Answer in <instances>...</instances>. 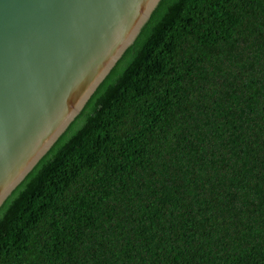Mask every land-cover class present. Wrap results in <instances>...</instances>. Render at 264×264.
Here are the masks:
<instances>
[{"label": "trees", "instance_id": "obj_1", "mask_svg": "<svg viewBox=\"0 0 264 264\" xmlns=\"http://www.w3.org/2000/svg\"><path fill=\"white\" fill-rule=\"evenodd\" d=\"M0 264H264V0H159L0 205Z\"/></svg>", "mask_w": 264, "mask_h": 264}, {"label": "water", "instance_id": "obj_2", "mask_svg": "<svg viewBox=\"0 0 264 264\" xmlns=\"http://www.w3.org/2000/svg\"><path fill=\"white\" fill-rule=\"evenodd\" d=\"M159 0H0V205L81 111Z\"/></svg>", "mask_w": 264, "mask_h": 264}]
</instances>
